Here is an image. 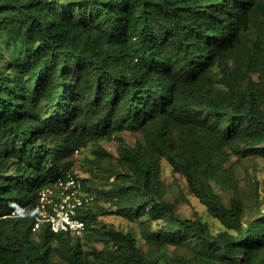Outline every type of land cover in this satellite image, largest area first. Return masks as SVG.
<instances>
[{"label":"trees","instance_id":"trees-1","mask_svg":"<svg viewBox=\"0 0 264 264\" xmlns=\"http://www.w3.org/2000/svg\"><path fill=\"white\" fill-rule=\"evenodd\" d=\"M89 146L114 210H82L81 237L33 232L42 189L70 175L91 194L63 170ZM231 156L264 161V0H0V264H264V185L250 208ZM162 161L221 231L164 200ZM214 185L233 188L228 203ZM103 215L157 222L142 236L173 255H148ZM88 235L103 248L84 250Z\"/></svg>","mask_w":264,"mask_h":264},{"label":"rangeland","instance_id":"rangeland-1","mask_svg":"<svg viewBox=\"0 0 264 264\" xmlns=\"http://www.w3.org/2000/svg\"><path fill=\"white\" fill-rule=\"evenodd\" d=\"M8 64L7 60L3 61V67ZM256 80V78H255ZM122 137L129 147H134L141 142V133L138 126L130 125L126 131L122 134ZM102 148L109 154L117 157L118 145L115 142H104L101 144ZM93 147L89 146L86 150L76 152L70 158L63 160V170L66 172H72L79 179H89L90 193L94 196L95 201L92 207V211L100 214V208L106 209V211H113L114 207L110 202H106L101 197L100 191L108 190V186L105 185L106 176L101 174L98 170L93 171V167L85 158H93ZM115 162V160H113ZM108 162L106 161L105 164ZM70 169H69V168ZM162 174L165 184L164 200L175 205L177 215L182 219H201L211 227L213 233H217L222 230L221 225L212 219L206 212V209L198 199H196L188 190L186 182L178 175H174L171 171V167L165 162L161 163ZM224 170H228L229 182L235 185V191L238 195L246 198L250 208H256L254 198L250 194L253 193L254 188L257 187L261 194L262 187L264 185V161H250L243 160L238 161L235 156H231L230 160L223 165ZM114 178L110 180L113 182ZM221 185H214L216 192L220 194L223 200L228 203L233 196V188H223L221 191ZM99 227H114L118 231L124 233H130L138 239V244L148 255H152L155 258L164 259L162 256H172L175 249L172 247L157 248V243L146 241L142 233L145 229L144 223L149 225L150 231H156L159 228L157 222L148 223L145 220L147 218L127 220L117 216L103 215L98 217ZM91 248L102 249L103 245L99 243L91 235H88L83 242V249L88 251ZM181 253H185L181 251Z\"/></svg>","mask_w":264,"mask_h":264},{"label":"built area","instance_id":"built-area-1","mask_svg":"<svg viewBox=\"0 0 264 264\" xmlns=\"http://www.w3.org/2000/svg\"><path fill=\"white\" fill-rule=\"evenodd\" d=\"M93 202L94 197L83 193L79 184L69 175L66 180H59L39 192L33 232L48 226L55 234L81 237L86 231V224L81 219L80 212ZM18 212L20 215L25 213L24 210ZM12 215L16 217L15 213Z\"/></svg>","mask_w":264,"mask_h":264}]
</instances>
